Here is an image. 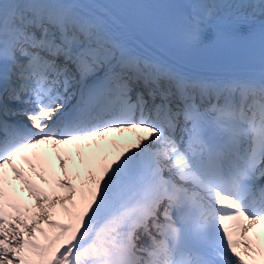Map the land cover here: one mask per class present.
Instances as JSON below:
<instances>
[{
    "label": "snow or ice",
    "instance_id": "6c2138e0",
    "mask_svg": "<svg viewBox=\"0 0 264 264\" xmlns=\"http://www.w3.org/2000/svg\"><path fill=\"white\" fill-rule=\"evenodd\" d=\"M0 264H264V0H0Z\"/></svg>",
    "mask_w": 264,
    "mask_h": 264
},
{
    "label": "bare ground",
    "instance_id": "6f19581e",
    "mask_svg": "<svg viewBox=\"0 0 264 264\" xmlns=\"http://www.w3.org/2000/svg\"><path fill=\"white\" fill-rule=\"evenodd\" d=\"M128 137L131 138V134H128ZM48 151H49L50 154L53 155V158H54V154H53L52 150H51V149H48ZM22 195L24 196L25 199L28 198V197H27V193H22Z\"/></svg>",
    "mask_w": 264,
    "mask_h": 264
}]
</instances>
